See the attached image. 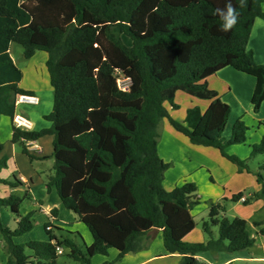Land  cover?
Segmentation results:
<instances>
[{
  "label": "trees",
  "instance_id": "1",
  "mask_svg": "<svg viewBox=\"0 0 264 264\" xmlns=\"http://www.w3.org/2000/svg\"><path fill=\"white\" fill-rule=\"evenodd\" d=\"M26 1L0 0V116L11 119L12 143L21 144L31 162L35 157L29 153L27 143L48 135L55 137L54 154L51 156L55 158L54 174L49 178L47 189L50 192L54 187L63 205L81 219L78 192L72 197L63 191L68 162L58 159V153L75 152L76 147L59 142L61 129L72 123L84 126L90 117V124L95 126L93 115L102 107L99 76L111 80V95L123 104L141 101L140 107L123 104L107 107L103 127L111 135L112 147L96 126V129L73 136L75 145L84 152L85 161L91 162L97 158L98 172L110 174L106 181L93 180L94 185L102 191L95 187H83L79 194L81 203L95 209L107 205L111 211L117 212L119 207L114 192L120 186L126 191L124 208L130 217L146 224L144 230L133 229L125 237L124 246L116 259L106 264H115L129 253L148 250L153 241L152 229L162 231L166 251L180 255L179 264H208L197 258L204 252L240 253L252 249L256 239L249 230L248 221L239 217H221L226 210L222 203L212 205L209 220L203 222L207 241L187 243L176 237L167 207H173L175 215L180 210L191 211L199 204L200 198L196 195L197 187L193 182H185L172 191L164 188L165 173L170 164L160 157L158 145L161 124L167 119L171 127L186 136L193 145L216 148L224 158L236 164L240 172L251 173L246 161L226 152L223 131L230 108L221 102L217 91L209 88L206 75L221 65L229 64L236 71L254 77L256 86L251 103L255 113L260 111L264 103V64L256 63L248 45L256 20L264 19V0H244L243 7L240 0H233L240 15L238 23L228 32L221 30V21L215 11L217 7L212 1L186 0L184 4L175 5L169 0H158L154 14L162 25L149 34L135 28L136 14L147 0H68L74 7L75 15L74 20L64 27L33 26L32 12L23 6ZM87 15L91 19L89 23L86 21ZM215 28L224 34L215 33ZM102 33V40L105 37L113 45L114 52L118 51L122 58H101L97 64V75L90 72V64L86 60L65 63V58L75 51L93 55L91 52ZM37 35L40 39H37ZM12 43L23 47V55L28 60L38 52H45L48 56L46 68L54 92L52 111L45 116L52 124L50 128L28 131L13 124L17 96L32 92L20 86L24 73L11 57ZM184 46H188L185 61L176 56L173 71L162 78L160 61L154 54L156 49L161 47L171 52L184 50ZM101 54L105 56L104 52ZM119 73H125L130 81L127 91L118 86ZM178 92L212 101L213 105L206 115L199 107L189 109L185 120L180 122L171 116L169 109L177 108L175 100ZM120 113L125 114V120L131 121L133 126L128 127L118 119L116 116ZM248 130L243 118L238 119L232 129L231 142H246ZM115 145L121 146L123 158L115 154ZM260 154H264V135L259 144L252 146L250 158ZM6 160L7 157H4L1 163L5 164ZM261 169L264 170V164ZM257 177L262 189L245 198L244 205L251 204L253 200H264V177L260 172ZM0 183L11 189L21 185L16 177L14 181L0 179ZM243 197L245 193L240 192L224 201L237 203ZM26 198L14 193L6 199L0 198V207L9 209L19 219L15 230L4 227L0 219V232L7 246V264H57V247L62 245L70 250L69 256L81 264H92L91 260L96 255H109L112 244L90 223L86 225L93 242L86 246L85 253L71 239L60 240L53 230H47L52 223L45 226L49 237L47 241L32 240L16 244L15 238L26 235L34 228L32 215H22L20 212ZM52 214L57 217L58 209L54 208ZM253 225L260 227L257 234L264 238L262 222H254ZM212 227L218 228V236ZM117 228L122 231L121 227Z\"/></svg>",
  "mask_w": 264,
  "mask_h": 264
},
{
  "label": "rangeland",
  "instance_id": "2",
  "mask_svg": "<svg viewBox=\"0 0 264 264\" xmlns=\"http://www.w3.org/2000/svg\"><path fill=\"white\" fill-rule=\"evenodd\" d=\"M158 0H147L144 5L140 8V11L136 14V26L135 28L144 34H149L153 29L158 28L162 23H158L154 9ZM175 5H181L186 0H169ZM189 0H187L188 2ZM23 6L27 8L33 15V26L43 27H64L67 26L74 20V7L68 0H27ZM228 1L216 0L217 6L223 9ZM156 3V4H155ZM264 9V5H263ZM86 21L89 23L91 19L89 15L86 16ZM102 34L99 36V40L96 43L95 48L91 54H82L80 52H72L65 58V63H75L76 61L86 60L90 64V72L97 75V65L100 59L103 60L105 57L122 58L118 51L114 52V47L104 37L102 40ZM37 39L40 36L37 35ZM104 42V43H103ZM259 52L258 44L262 45V40L255 36L252 43ZM161 47L156 49L155 56L160 61V67L162 69V78L168 77L169 73L173 71V62L176 56H179L182 61H185L186 52L188 46L182 47L184 50L167 52ZM251 50V49H250ZM11 55L16 65L21 69H24V78L22 84L25 87L38 86L40 87L41 94V105L31 108V116H40V114L49 107L51 104L53 107L54 92L51 86L49 73L46 68V60L44 56H47L45 52H39L33 60H28L24 57V49L17 43L11 44ZM104 52L105 56L101 53ZM260 53V52H259ZM100 91H101V109L93 115V122L98 129V132L102 134L108 145L111 146V135L108 129L103 127V121L107 117V107L111 105H122L123 102L114 98L111 95V80L99 76ZM118 86L128 87L130 85L129 79L125 73L117 74ZM51 90L52 93H48ZM52 98V100L50 99ZM208 100H200L187 95L184 92H179L175 100L176 109L169 107L170 114L176 120L181 121L187 115L189 109L195 107H203L204 102ZM124 106L134 105L140 107L141 101L130 104H123ZM203 105V106H202ZM21 108V107H20ZM42 117V115L40 116ZM118 119L123 121L128 127L133 126L131 121L125 120V114H118ZM186 118V117H185ZM243 118L247 126L249 127L247 140L244 143H232V129L236 121ZM38 119V118H37ZM37 129H41L42 126L36 120ZM43 122V121H41ZM262 124V125H261ZM88 127V125H85ZM81 126L77 123L61 129L58 140L63 145L72 146L74 144L73 133L77 132ZM161 138L158 145V152L160 157L168 164L169 169L165 173L164 186L167 190L172 191L176 186L182 185L185 182H193L197 187L196 195L200 198L199 204L195 205L191 212L197 214L196 226L192 230V239H197L196 243L200 242V236L204 237V242L207 241L208 237L203 229V222L209 220V213L212 205L217 203L225 204L226 210L222 212L221 217L229 219L241 218L250 223V231L254 234L256 239L255 246L250 249L253 250L258 258L264 256V238L254 232L257 227L253 225L254 222H262V228H264V200H253L251 204L244 205L240 202H225L224 199L230 200L234 194L240 192L245 193L247 198L258 193L262 189V185L257 182V174L260 172L264 177V170L261 169L264 164V154L250 158L251 149L253 145L259 144L264 135V109L255 113L253 106L240 110L236 106L231 108L228 116V125L223 131L224 144L226 145V152L230 155H236L240 159L246 161L251 173L246 171L240 172L239 167L231 161L224 158L220 151L216 148H208L202 146L193 145L189 139L181 133L176 132L168 120H164L160 127ZM106 137V138H105ZM54 140L55 137L46 136L43 137L42 141L38 142L41 147V153L33 152L35 160L31 162L29 157L24 154L23 146L16 144V153L24 155V160H19L18 166L15 165L12 157L8 156L7 160L1 163L4 155L0 153V179L14 181L19 176V171L30 172L34 171L39 173L42 177L43 186L35 190V196L27 197L23 200L20 206V212L22 215L30 214L34 220V228L32 232L14 239L16 244H24L28 239L36 241H46L49 239L48 234L45 230V226L48 223H52V232L60 240L71 239L76 243L84 253L86 252V246H90L93 242L92 235L86 225V223L92 224L98 232L104 236L113 246L108 256L96 255L92 258V264H105V262L112 263L119 254V250L124 246L125 237L133 230L138 227V223L130 217L128 211L124 208L126 203L125 189L118 187L114 195L117 199V205L119 207L118 212H113L105 205L101 208L95 209L87 206L84 202L81 203V212L83 219L76 215L73 211L67 209L58 195L57 190L54 188L51 192H48L47 183L51 175L54 174V163L55 158H51L54 154ZM105 142V143H106ZM229 144V145H227ZM36 148V147H35ZM34 148V149H35ZM115 154L123 158L121 146L115 145L113 148ZM204 150V151H203ZM40 157V158H36ZM45 158V159H44ZM58 159L68 162L66 168L67 178L64 185V194L67 196L75 197L79 191L77 186H74V179L82 169V156L80 153H73L63 151L60 153ZM19 168V169H18ZM10 186L0 183V198L6 199L9 197ZM52 194V195H51ZM42 202L48 209H58V216L56 221H51V218L45 215L41 211L40 204L36 201ZM45 209V208H44ZM168 213L170 214L171 226L176 228V234L181 235V230H184L188 226L190 220L189 210H180L178 214H174L175 210L173 207H167ZM0 219L4 227L13 229L16 227L14 220L18 217L5 207H0ZM51 216L53 217L52 211ZM194 214V215H195ZM141 224V221H138ZM117 226L121 227L120 231ZM259 229V228H258ZM212 231L218 236V228L212 227ZM184 241V240H183ZM185 242V241H184ZM187 243H190L187 241ZM195 243V242H194ZM65 253L59 255L57 264H81L79 261L69 256L70 250L62 245ZM164 250L161 244V239H155L153 246L150 251L140 254H132L127 259L120 260L115 264H133L137 261L144 259L146 256L160 254ZM27 253H30L27 250ZM211 253V252H210ZM212 254V253H211ZM1 260H8L7 246L0 232V264ZM124 260V261H123ZM260 262V264H262ZM6 264V263H5ZM114 264V263H113ZM156 264V263H152ZM159 264V263H157ZM164 264V263H163ZM239 264V263H236Z\"/></svg>",
  "mask_w": 264,
  "mask_h": 264
},
{
  "label": "crops",
  "instance_id": "3",
  "mask_svg": "<svg viewBox=\"0 0 264 264\" xmlns=\"http://www.w3.org/2000/svg\"><path fill=\"white\" fill-rule=\"evenodd\" d=\"M209 1H212L216 5V7L218 8L216 0H209ZM226 1H228V0H226ZM231 2H232L233 7H235L234 1L231 0ZM214 31L217 34H224L222 32H219V30H217L216 28L214 29ZM255 36H257L258 38H260L262 40V45L261 44L257 45L259 47L260 53L255 48H252V46H254V45L251 43H252L253 39L255 38ZM248 48L253 51L254 59H255L256 63L264 64V19L258 18L256 20L254 27H253V30H252V35H251V39H250ZM10 49H11V45H10ZM38 53H36V55L30 60L35 59V57L38 55ZM10 54H11V51H10ZM11 57H12V55H11ZM47 58H48V56H44V59L46 61H47ZM13 61H14V59H13ZM21 70L24 73V69H21ZM206 81H207L210 89L218 92L221 102L223 104L227 105L228 108H230V111H231V108H233L235 106L237 108H239L240 110H242L243 108L245 110V108H247V105H248V107L250 106V104L252 105L251 100H252V96H253L254 89L256 86V80L254 77L247 75V74H244V73H241L239 71H236L235 69L230 67L229 64H225V65H221L216 70H211L206 75ZM20 86L22 88H24L25 90L32 92V94H34L40 98V94H41V90H42L40 87L35 86V85L30 86V87H25V86H23L22 82L20 83ZM48 93H52L51 90H49ZM178 93H177V95H178ZM50 99L52 100L51 97H50ZM41 103H42V101L40 98V104L37 106H40ZM212 105H213L212 101H207V102H204V106L202 105L203 107H199V108L202 110L203 114L206 115L209 112V110L211 109ZM37 106H28V105L19 106L17 108V113L28 117L33 122V124H34L33 131H40L42 129L50 128L52 124H51V122H49L45 119V116L50 114V112L52 111V108H53L52 105L50 104L49 107L46 109L47 111L44 110L40 114V116L42 115V117L35 116L34 118H32L31 108L37 107ZM263 109H264V103L262 104V107L260 110L263 111ZM185 117H184V119H181V121H184ZM35 118H36V120L39 121L38 123L40 125L42 123V126H44L43 128L37 129ZM41 121H43V122H41ZM89 121L90 122L92 121L91 117H90ZM89 121L85 124V125L88 124L89 125L88 127H85V125L81 126V128L77 132L73 133V136H75L79 133H82L84 131L92 130L94 128L96 129V127L93 124H90ZM227 125H228V122L226 124V127H227ZM12 135H13V126H12L11 119L8 117L0 116V153H1V156L2 155H4V157H7V155L9 157L11 156L15 165L18 166L19 160H22V159L24 160L25 156L19 155L16 153V148H15L16 144L12 143ZM48 136H50V135H48ZM44 137H46V136H44ZM51 137H54V136H51ZM42 139H43V137L40 138L38 141L30 142V146L28 147V150H29V153L31 155L33 154V152H32L33 150L35 152H38V153L42 152L40 144H38V142L42 141ZM1 146H3V147H1ZM72 147H76V151L73 153H80L82 156L81 172L77 174V177L74 179V182H73L74 186H77L79 189L78 195H77L78 196L77 200L81 204L79 194L81 193L83 187H85V186L95 187L96 189L102 191V189L100 187L94 185L93 180L99 179L101 181H106L110 178V174L98 172V170H97V167H98L97 158H94L91 162H86L84 159V152L79 147H77L75 145V143L72 145ZM208 148H210V147H208ZM211 148H213V147H211ZM61 152H63V151H60L58 153V156H60ZM36 158H40V157H36ZM65 171H66V169H65ZM66 178H67V172H66ZM17 179L21 182V185L16 189H10V191H9L10 194L14 193V194H17L21 197L26 196V197L34 198L35 190L37 188H40L43 186L42 177L39 175V173L34 172L33 170L30 172L19 171V176L17 177ZM65 181H66V179L64 180V185H65ZM164 188H165V186H164ZM53 189H54V187L51 189V191H50L51 193H52ZM167 191H169V190H167ZM245 198H247V195H245ZM128 201H131V199ZM36 203L40 204L41 211L43 213H45L46 216L51 218V221L57 220V217H54V216L52 217L50 214L53 209H51V208L48 209V207H45L44 204L42 202H39L38 200L36 201ZM0 212H1V210H0ZM190 213H192V214H189L190 221L188 222V226L184 230H181V235L176 234V229L173 228V230H174V233H175L177 238L184 240L185 242L188 241L190 243H194V242L196 243L197 239H192L191 235H192L193 228L196 226V223H197L196 218L198 217V215L193 213V211L192 212L190 211ZM134 220L136 223H138V227L136 229H139V230L146 229V224H144L143 222H141V224H139L138 221H140V219H134ZM18 222H19L18 218L14 220L16 227H14L11 230H15L18 227ZM248 224H249V230H250V223L248 222ZM258 228L260 229V227H257V229H255L254 232L258 233V231H259ZM29 233H27V234H29ZM150 233L153 236V241H152L149 249L142 251V252H139L138 254L146 253V252L150 251V249L153 246V242L156 238L161 239V244L164 247V239H163L162 231L157 230V229H152V230H150ZM251 234L254 236V234L252 232H251ZM198 240H201L200 242H204L205 239L203 236H200V239H198ZM28 241H32V240L28 239L27 242ZM63 250H64V248H63ZM64 253H65V250H64ZM211 253L210 252L200 253L197 256V258L200 259L201 261L208 263V264H236V263H239V264H260V262H262V261L264 262V256H262V258H258L255 255V253L253 252V250H246V251L240 252V253L239 252L238 253L221 252V253H217V254H215V253L211 254ZM132 254H137V253L127 254L124 257V260L127 259V257H129ZM180 261H181L180 255L169 254L164 247V250H162V252L160 254L146 256L144 259L137 261L133 264H152V263H156V264L157 263H159V264H163V263L164 264H179ZM1 262H2L1 264H5V263L7 264L8 260H7V262L5 260L4 261L1 260ZM106 263H110V262H105V264Z\"/></svg>",
  "mask_w": 264,
  "mask_h": 264
},
{
  "label": "built area",
  "instance_id": "4",
  "mask_svg": "<svg viewBox=\"0 0 264 264\" xmlns=\"http://www.w3.org/2000/svg\"><path fill=\"white\" fill-rule=\"evenodd\" d=\"M119 88L123 91H127L129 89V86L128 87L119 86ZM15 104L17 108L22 105L37 106L40 104V98L34 94H21L17 96ZM13 124L17 128L28 130V131H31L34 128L33 122L28 117L22 114H19L17 112L13 119ZM27 146L28 147L30 146V142L27 143ZM244 200H245V197L241 199L242 202ZM47 230H52V227H47ZM57 253L58 255L64 254V250L61 246L57 247Z\"/></svg>",
  "mask_w": 264,
  "mask_h": 264
},
{
  "label": "clouds",
  "instance_id": "5",
  "mask_svg": "<svg viewBox=\"0 0 264 264\" xmlns=\"http://www.w3.org/2000/svg\"><path fill=\"white\" fill-rule=\"evenodd\" d=\"M244 0H240V6L243 7ZM216 14L221 21L220 28L224 32H228L238 23L239 9L233 7L231 0H228L223 9L217 8Z\"/></svg>",
  "mask_w": 264,
  "mask_h": 264
}]
</instances>
